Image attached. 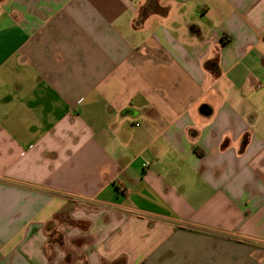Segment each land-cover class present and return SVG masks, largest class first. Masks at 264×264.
Listing matches in <instances>:
<instances>
[{
  "label": "crops",
  "instance_id": "obj_1",
  "mask_svg": "<svg viewBox=\"0 0 264 264\" xmlns=\"http://www.w3.org/2000/svg\"><path fill=\"white\" fill-rule=\"evenodd\" d=\"M0 264H264V0H0Z\"/></svg>",
  "mask_w": 264,
  "mask_h": 264
}]
</instances>
